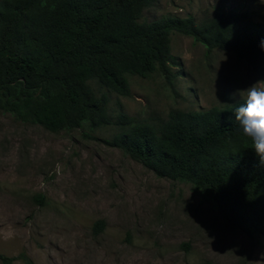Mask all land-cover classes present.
Wrapping results in <instances>:
<instances>
[{"label":"rangeland","instance_id":"rangeland-1","mask_svg":"<svg viewBox=\"0 0 264 264\" xmlns=\"http://www.w3.org/2000/svg\"><path fill=\"white\" fill-rule=\"evenodd\" d=\"M230 10L259 21L264 0H156L139 20L199 23ZM169 48L172 87L158 71L126 75V96L88 81L106 96L110 124L51 132L0 111V254L32 264H264L260 235L227 227L189 183L159 177L109 143L118 112L157 124L171 110L220 107L264 83V64L206 51L190 36L171 32Z\"/></svg>","mask_w":264,"mask_h":264},{"label":"trees","instance_id":"trees-1","mask_svg":"<svg viewBox=\"0 0 264 264\" xmlns=\"http://www.w3.org/2000/svg\"><path fill=\"white\" fill-rule=\"evenodd\" d=\"M155 1L0 0V111L51 132L110 124L106 96L96 95L88 81L126 96V75L158 71L172 87L178 65L169 48L173 31L206 51L227 50L245 64H264L258 47L264 16L251 21L246 12L230 10L199 23L174 15L139 20ZM242 102L171 110L157 124L118 112L109 143L155 175L189 183L227 227L264 239V167L235 120ZM102 226L93 224L96 231ZM15 258L32 264L22 254H0V264Z\"/></svg>","mask_w":264,"mask_h":264},{"label":"clouds","instance_id":"clouds-1","mask_svg":"<svg viewBox=\"0 0 264 264\" xmlns=\"http://www.w3.org/2000/svg\"><path fill=\"white\" fill-rule=\"evenodd\" d=\"M258 47L264 52V39ZM239 95L243 102L234 109L235 120L243 134L251 138L258 166L264 167V83L254 84Z\"/></svg>","mask_w":264,"mask_h":264}]
</instances>
